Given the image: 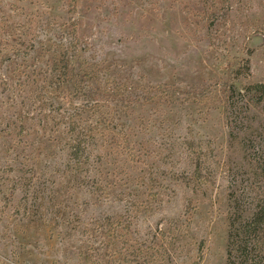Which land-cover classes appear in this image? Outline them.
Here are the masks:
<instances>
[{"label":"rangeland","instance_id":"obj_1","mask_svg":"<svg viewBox=\"0 0 264 264\" xmlns=\"http://www.w3.org/2000/svg\"><path fill=\"white\" fill-rule=\"evenodd\" d=\"M70 2L0 0V264H228L230 219L264 191V114L248 112L244 96L228 109L221 88L264 82V0H77L75 12ZM70 17L97 81L133 95L130 116L119 102L106 108L114 121L79 171L66 144L75 106L39 90L52 64L43 44L68 42L70 26H58ZM159 83L210 85L219 98L146 102ZM83 119L103 127L97 115ZM185 140L208 153L211 184L192 180ZM107 217L122 223L116 249Z\"/></svg>","mask_w":264,"mask_h":264},{"label":"trees","instance_id":"obj_2","mask_svg":"<svg viewBox=\"0 0 264 264\" xmlns=\"http://www.w3.org/2000/svg\"><path fill=\"white\" fill-rule=\"evenodd\" d=\"M76 1L71 0L70 2L71 12H75ZM229 1L231 2V0ZM66 24L71 29L68 42L49 38L47 43L43 44L48 54L52 55V64L47 73L41 76L44 84L41 85L39 90L46 93L62 92L66 96L69 105L75 106L68 116L66 144L69 166L79 171L85 166H90L92 164L91 160L95 161V154L89 151L90 145L97 142L96 134L99 137H105L106 134L104 132L110 127L109 121H114L115 115L106 108L111 103L119 102L120 106L124 107L122 113L125 116H130L133 95L129 91L127 84L112 80L110 77L97 81L96 75L100 71L98 69L99 65L89 60L87 54L90 51V47L88 44L82 43L80 37H78L77 21L74 17H70L67 22L65 21L58 27L65 31ZM34 44L35 38L31 39V45ZM248 62L249 60H246V70H249ZM240 72L239 69L232 68L230 75L236 78L240 76ZM95 84H100V86L95 87ZM221 90L228 94L226 101L228 109L239 108L240 105L237 104V100H234V98L244 96L246 99H243L245 100L243 106L246 107L248 112L252 108H258L264 114V82L249 84L240 91L235 87V84L228 87V84L225 83ZM145 94L142 98L148 103L156 100L167 104L177 103L179 100L215 103L219 98L217 91H211L210 85L204 86L200 90H185L184 87L176 86L173 83H159L149 87ZM180 96H182V99ZM139 97L140 95L137 100ZM84 113L92 116L97 115V122L103 127H99V125H93V127L88 122H86L88 125H82V122H85L83 119ZM118 118L120 117L118 116ZM229 118L227 119L230 123L229 126L233 128L239 126L240 122L237 119L233 121L232 115H229ZM118 134L119 131L117 132ZM262 137L264 142V135ZM125 141L127 142L128 151L132 152L134 148L129 139L126 138ZM184 145L187 148L186 150L192 154V165L193 162L195 163L191 176L192 180H196L203 185L211 184L213 174L210 171V159L208 153L203 151V145L191 140H185ZM99 155L101 154L99 153ZM131 156L134 161H142L141 154L137 155L133 152ZM257 162L263 168V161L258 160ZM152 167L150 166L149 172L152 175L151 181L153 182L154 173L152 172ZM153 196L156 195L154 194ZM253 204L254 207L251 210L238 212L235 217L232 216L230 219L227 239L228 264H264V191L255 197ZM107 224L110 225V228L106 230V234L110 232L111 235L105 240L109 242L110 249H116L119 243L116 232L122 223L107 217ZM125 227L129 230L130 222Z\"/></svg>","mask_w":264,"mask_h":264}]
</instances>
